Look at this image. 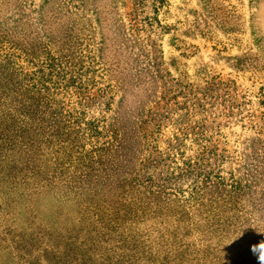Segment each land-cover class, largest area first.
Here are the masks:
<instances>
[{
    "label": "rangeland",
    "instance_id": "1",
    "mask_svg": "<svg viewBox=\"0 0 264 264\" xmlns=\"http://www.w3.org/2000/svg\"><path fill=\"white\" fill-rule=\"evenodd\" d=\"M81 261L264 264V0H0V264Z\"/></svg>",
    "mask_w": 264,
    "mask_h": 264
},
{
    "label": "trees",
    "instance_id": "2",
    "mask_svg": "<svg viewBox=\"0 0 264 264\" xmlns=\"http://www.w3.org/2000/svg\"><path fill=\"white\" fill-rule=\"evenodd\" d=\"M158 194H160V192L158 193ZM110 228V227H109ZM68 240H70V242H72L71 240H73V238H70V239H68ZM73 244V243H72ZM73 261H76V259H72V262ZM81 263L82 264H85V262L84 261H81ZM62 264H66L65 262H63Z\"/></svg>",
    "mask_w": 264,
    "mask_h": 264
}]
</instances>
